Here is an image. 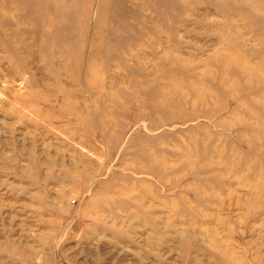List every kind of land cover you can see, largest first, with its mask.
Masks as SVG:
<instances>
[{
  "label": "rangeland",
  "instance_id": "374dc122",
  "mask_svg": "<svg viewBox=\"0 0 264 264\" xmlns=\"http://www.w3.org/2000/svg\"><path fill=\"white\" fill-rule=\"evenodd\" d=\"M0 264H264V0H0Z\"/></svg>",
  "mask_w": 264,
  "mask_h": 264
}]
</instances>
